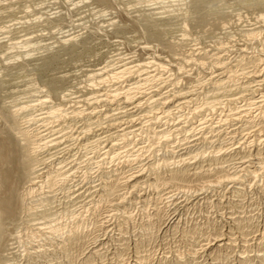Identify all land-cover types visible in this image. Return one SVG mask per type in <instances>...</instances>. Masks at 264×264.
I'll list each match as a JSON object with an SVG mask.
<instances>
[{"label": "rangeland", "instance_id": "374dc122", "mask_svg": "<svg viewBox=\"0 0 264 264\" xmlns=\"http://www.w3.org/2000/svg\"><path fill=\"white\" fill-rule=\"evenodd\" d=\"M239 1L223 0L228 26L206 33L192 0H1L0 108L31 105L19 123L47 137L41 180L54 183L25 201L34 215L24 209L0 222L13 232L0 264H264V13ZM150 17L168 28L162 40L145 32ZM167 40L179 45L166 48ZM76 45L82 55L62 51L49 73L67 77L63 99L35 68ZM133 86L141 104L126 101ZM152 96L161 101L147 102ZM162 102L169 112L158 119ZM53 107L64 116L55 120ZM178 167L185 177L170 181Z\"/></svg>", "mask_w": 264, "mask_h": 264}, {"label": "bare ground", "instance_id": "6f19581e", "mask_svg": "<svg viewBox=\"0 0 264 264\" xmlns=\"http://www.w3.org/2000/svg\"><path fill=\"white\" fill-rule=\"evenodd\" d=\"M30 1V0H29ZM104 2H109V0H103ZM117 1V0H116ZM139 1V0H137ZM147 1V0H145ZM181 1V0H180ZM186 1V0H185ZM235 2V0H233ZM241 3H243V5L248 6L249 9H262V12L264 13V0H240ZM239 1V2H240ZM1 2V0H0ZM26 2V1H25ZM98 2V1H97ZM100 2V1H99ZM113 2V1H112ZM141 2V1H140ZM183 2V1H182ZM226 2V1H225ZM116 3V2H115ZM144 3V2H142ZM149 3V2H148ZM213 3L214 7L211 6V4ZM233 3V2H232ZM17 4V3H16ZM109 4V3H108ZM119 4V3H118ZM191 3H189V7L192 14H196L197 15V21L198 23H203L205 21L208 22V30L205 31L206 33H210L212 31H216L220 28H224V26H228L225 24H228V22L230 21L229 19V15L226 13V8L227 5L229 3H226L227 5L225 6L223 3V0H192V5H190ZM80 5V4H79ZM209 5L211 7H209ZM241 4H239L240 6ZM242 5V6H243ZM112 6V5H111ZM235 7V5H234ZM237 7V5H236ZM241 7V6H240ZM211 8V9H210ZM225 8V10H224ZM228 8H231L228 6ZM247 8V7H246ZM9 9V8H8ZM151 9V8H150ZM232 9V8H231ZM234 10V9H233ZM10 11V9L8 10ZM189 11V10H188ZM229 11V10H228ZM231 11V10H230ZM2 12V11H1ZM256 12V10H255ZM261 12V13H262ZM28 13V12H27ZM188 14V12H186ZM230 14V13H229ZM235 14V13H234ZM256 14V13H255ZM196 15L194 16V19L196 17ZM50 16V15H49ZM143 16V15H142ZM141 16V17H142ZM263 16V15H261ZM260 16V17H261ZM56 17V16H55ZM188 17V15H187ZM42 18V17H41ZM137 18V17H135ZM164 18V17H163ZM193 19V17H191ZM145 19V18H144ZM188 19V18H187ZM186 19V20H187ZM190 19V18H189ZM37 20V19H36ZM136 20V19H135ZM142 20V19H141ZM185 20V21H186ZM191 20V19H190ZM189 20V21H190ZM47 21L50 22V19L47 18ZM134 21V20H133ZM137 21H139L137 19ZM143 21V20H142ZM141 21V23H142ZM188 21V22H189ZM196 21V22H197ZM15 22V21H13ZM191 22V21H190ZM140 23V24H141ZM144 24V30L145 32L150 36V38H156V39H163V34L166 35L168 32V30H166L167 27H161L162 25H164L165 23L161 22L160 20H154L153 17L151 18H147L145 19V22H143ZM192 23V22H191ZM194 23V22H193ZM225 23V24H224ZM183 24V23H182ZM190 24V23H188ZM187 24V25H188ZM142 25V24H141ZM143 25L141 27H143ZM174 25V24H173ZM176 25V24H175ZM185 25V26H187ZM17 26V25H16ZM193 26V25H192ZM189 27V26H188ZM191 28V27H190ZM204 28V29H206ZM226 28V27H225ZM11 29V28H10ZM103 29V28H102ZM143 29V28H142ZM168 29V28H167ZM172 29V27H171ZM194 29V28H192ZM199 30V28H198ZM252 30V29H251ZM7 31V30H5ZM38 31V30H37ZM220 31V30H219ZM250 31V30H249ZM144 32V33H145ZM167 32V33H166ZM226 32V31H225ZM104 32L101 33V35ZM188 34V33H187ZM185 34V35H187ZM215 34V33H214ZM205 35V34H204ZM213 35V34H211ZM2 36V35H1ZM13 36V35H12ZM33 36V35H32ZM78 36H73L72 38H68L66 39V41H73L75 40ZM86 36V35H85ZM97 36V32L96 31H91L90 37H94ZM146 36V35H145ZM168 36V35H167ZM167 36H164L167 37ZM183 36V35H182ZM4 37V36H3ZM65 37V36H64ZM81 37V36H80ZM88 37V35H87ZM178 38V36H176ZM26 38V37H24ZM37 38V37H36ZM173 40L175 38V36L172 37ZM224 38V37H223ZM79 39V38H78ZM176 39V38H175ZM186 39V38H185ZM7 40V39H6ZM180 40V38H179ZM3 41V40H2ZM22 41V40H20ZM78 41V40H77ZM166 41V40H165ZM163 42L164 46L167 47H171L174 48L176 45V41H173L172 43L170 42V40H167V42ZM169 41V42H168ZM80 42V41H79ZM70 43H74V42H70ZM77 43V42H76ZM93 43V42H92ZM180 43V42H179ZM23 44H31V40L27 39L23 42ZM89 41L88 39L83 41V46L86 47L89 46ZM182 44V41H181ZM32 45V44H31ZM50 45V44H49ZM64 45V44H63ZM73 45V44H72ZM93 45V44H92ZM183 45V44H182ZM78 45L76 46H72V47H68L65 49H62L60 51L54 52L50 55H47L45 57L42 58V62L35 68L38 72L39 76H45L47 77L45 81V84L49 89H50V93L55 94V95H59L61 96L63 99H65L69 94L68 93H64V91H59V89H61L65 83L67 82V77L64 75H53L51 74L50 76V72L56 68H58V66L60 65L61 62H63L62 60V56L61 53L63 51V53H66L67 51H72L73 52V56L76 57H80L82 55V51L76 50ZM95 46V45H94ZM163 46V47H164ZM181 46V45H180ZM217 46V45H216ZM5 44L0 43V51L2 49H4ZM12 47V46H11ZM21 47V46H19ZM49 47V46H48ZM47 48V47H46ZM83 48V47H82ZM81 48V49H82ZM84 49V50H85ZM11 50V49H10ZM16 50V49H15ZM26 50V49H25ZM30 50V49H29ZM89 50V49H88ZM91 50V47H90ZM89 50V51H90ZM10 52V51H9ZM26 52V51H25ZM28 53V52H27ZM32 53V52H31ZM30 54V53H28ZM68 54V53H67ZM102 54V53H101ZM3 55H6V53H4ZM15 55V54H14ZM20 55V54H18ZM63 55V54H62ZM66 55V54H65ZM220 55V54H219ZM9 56V55H8ZM23 56V55H22ZM32 56V55H31ZM17 57V56H16ZM27 57V56H26ZM166 57V56H165ZM19 58V56H18ZM21 58V57H20ZM70 58V57H69ZM148 58V57H147ZM13 59V58H12ZM17 59V58H16ZM155 59V58H154ZM185 59V58H184ZM193 59V58H192ZM9 60V59H8ZM189 60V59H187ZM27 61V60H26ZM41 61V60H40ZM68 61V60H67ZM154 61V60H153ZM156 61V60H155ZM8 63V62H7ZM11 63V62H10ZM25 63V61H24ZM27 63V62H26ZM32 63V62H31ZM152 61L146 60L142 63H139L137 65H135L133 63L132 67H127L124 69H117V70H113L111 73H109L110 75H108V80H115L118 81L120 79H122L124 76H126V74L128 75V73L134 72L136 70V68L138 67L139 69L146 67L148 65H151ZM14 64V63H13ZM10 65V64H9ZM19 65V64H18ZM132 65V64H131ZM156 65V64H155ZM219 65V64H218ZM5 66V65H4ZM12 66V65H11ZM129 66V65H127ZM163 65H160V67ZM223 66V65H222ZM35 67V66H33ZM126 67V66H125ZM220 67V66H219ZM263 67V66H262ZM261 67V68H262ZM22 68V67H20ZM123 68V67H122ZM163 69V67H161ZM264 68V67H263ZM33 70V69H32ZM19 71V70H18ZM17 71V72H18ZM222 71V70H221ZM26 72V71H25ZM57 72V71H56ZM55 72V73H56ZM68 72V71H67ZM216 72V71H215ZM262 72V71H261ZM0 73H1V69H0ZM224 73V72H223ZM1 76V75H0ZM17 76V75H16ZM38 76V77H39ZM101 79H105L104 75L101 74L99 75ZM234 77V76H233ZM100 78H98L100 80ZM44 79V78H43ZM97 79V80H98ZM210 80V79H209ZM71 81V79H70ZM6 80L5 79H1L0 78V91L3 89L4 85L6 84ZM92 82V81H91ZM257 83V82H256ZM262 83V82H261ZM90 84V83H89ZM18 85V84H17ZM118 85V84H117ZM135 85V84H133ZM213 85V84H212ZM76 86V85H73ZM131 86V85H130ZM65 87V86H64ZM94 87H98V86H94ZM115 87V86H114ZM113 87V88H114ZM260 87V86H259ZM36 88V87H35ZM75 88V87H74ZM91 88V87H90ZM141 87L140 86H136V87H131L128 88L124 91V94L126 96V101L129 102H133L135 104H141V97L138 96V94L140 93L139 91H135L136 89L139 90ZM135 89V90H134ZM254 88H252L253 90ZM142 91V90H141ZM123 92V91H122ZM194 92V91H193ZM180 93V92H179ZM112 94V93H111ZM178 94V92H177ZM120 95V93L118 91H116L115 95L113 97H118ZM140 95V94H139ZM146 95V94H145ZM176 95V94H175ZM260 95V93H259ZM181 96V95H180ZM122 97V96H121ZM146 97V96H145ZM1 98V95H0ZM181 98V97H180ZM182 100H180V102L178 104H184L186 102H188L189 96H187V94H184L182 96ZM40 99V98H39ZM112 99V98H111ZM114 99V98H113ZM123 99V98H122ZM58 100V98H57ZM68 100V99H67ZM82 100V99H81ZM100 100V99H97ZM31 101V100H30ZM59 101V100H58ZM57 101V102H58ZM161 100L158 98H154L149 97L147 98V102H160ZM166 101V100H165ZM253 101V100H252ZM40 102V101H38ZM70 102V101H69ZM92 102V101H91ZM99 102V101H98ZM37 103V101L34 102V104ZM42 103H45V101H42ZM59 103V102H58ZM254 103V102H253ZM23 104V105H27ZM33 104V103H32ZM52 104V103H51ZM260 104V103H259ZM262 104V103H261ZM14 105V104H13ZM22 105V104H20ZM56 105V104H55ZM160 105V104H159ZM163 105V111L160 114H157L156 117L159 118H163L166 116V113L169 112V109H166L168 105V103H166V105L162 102ZM223 105V104H222ZM256 105V104H255ZM37 106V105H36ZM40 106V105H39ZM38 106V107H39ZM58 106H60V103L58 104ZM136 106V105H135ZM180 106V105H179ZM210 106V105H208ZM31 107V105L28 106H23V107H19V109H16L15 111H13L12 113L8 110L9 108L6 106H2L0 108V115L1 118L3 120V128L0 129V205L2 207H0V222L16 217L20 214L21 211H23L24 209L27 211V213L32 216L34 215L35 212V207L34 206H25V201L30 197V196H34L35 193H37V186H40L39 184L41 183V186L43 185V183L51 185L54 183V177H52V175H49L47 177L46 180H41V177L43 175V169H44V165L47 162V159L40 157V153L42 150L46 149L49 144L48 141L46 140V136L41 135L39 132H31L28 129H25L23 127H21L20 123H19V119L22 118L21 115V111L25 108H29ZM65 107V106H64ZM17 108V107H16ZM160 109V108H159ZM214 109V108H213ZM51 109H49L50 111ZM239 110V109H238ZM94 111V110H93ZM158 112V111H156ZM249 112V111H247ZM73 113L76 114V112L73 111ZM82 113V112H81ZM153 113V112H152ZM246 113V112H245ZM48 114V113H47ZM50 114V113H49ZM149 114V113H148ZM260 114L264 117V109L260 110ZM67 115V113H66ZM170 115V114H168ZM240 115V114H239ZM259 115V114H258ZM48 116V115H47ZM51 116L53 118H55V120H57L56 118H61L64 116V112L60 107H53L52 111H51ZM148 116V115H147ZM238 116V115H237ZM253 116V115H252ZM39 117V116H38ZM236 117V116H235ZM240 117V116H239ZM28 118V117H27ZM26 118V119H27ZM33 117L31 116V118L29 117L28 121L31 122L30 120ZM150 118V117H149ZM228 118V117H227ZM60 120V119H59ZM27 121V122H28ZM149 122V121H148ZM22 124V123H21ZM46 124V123H45ZM59 127V126H58ZM55 129V128H54ZM67 131V130H66ZM166 137V136H165ZM170 137V136H169ZM253 137V136H252ZM67 139V138H66ZM263 139V138H262ZM54 142V141H53ZM52 142V143H53ZM56 143V142H55ZM98 144V143H97ZM46 152V151H45ZM117 155V154H116ZM66 162V161H65ZM64 164V163H63ZM62 164V165H63ZM76 165V164H75ZM60 166V164H59ZM169 164L166 163L165 167H168ZM179 166V165H178ZM154 167V165H153ZM171 167V166H170ZM156 168V170H158V168H161V165L158 164V166L154 167V169ZM245 170L247 168H244ZM252 169V168H250ZM76 171V170H75ZM90 172V171H89ZM250 172V171H249ZM160 173V171H159ZM187 173V170L185 168H174L170 170V174H169V180L171 181H175V180H179L182 179L183 177H185ZM251 173H256L255 170H251ZM191 177V176H190ZM159 180V178L157 179ZM57 186V185H56ZM25 188L24 192L21 191V188ZM62 187V186H61ZM5 192V193H4ZM42 192V191H41ZM4 193V194H3ZM80 194V193H79ZM52 199V197H51ZM53 200V199H52ZM40 202H38L37 204H43L44 207H48L49 203H51L50 199H45V198H40L39 199ZM53 203V202H52ZM52 205V204H51ZM40 208V207H39ZM51 210V209H50ZM53 210V209H52ZM86 211V210H85ZM47 214V213H45ZM77 214V213H76ZM75 214V215H76ZM45 217V216H43ZM50 217V216H49ZM53 218V217H52ZM57 219V218H56ZM68 220L70 218H67ZM40 220V219H39ZM34 222V221H33ZM171 222V221H170ZM53 223V222H52ZM67 223V222H66ZM64 223V224H66ZM28 225V224H26ZM21 227V226H20ZM51 230L54 232H60L62 229L61 226L58 225H54ZM13 234V232L11 230H9L7 227L3 226L0 224V258H1V253L3 251V247H5L7 239ZM21 245V244H20ZM209 246V245H208ZM204 248V247H203ZM1 261V259H0Z\"/></svg>", "mask_w": 264, "mask_h": 264}]
</instances>
